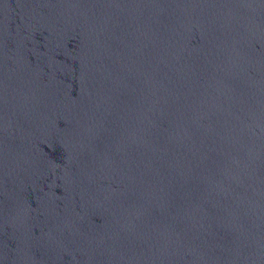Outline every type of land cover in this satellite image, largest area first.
Listing matches in <instances>:
<instances>
[{"label":"water","instance_id":"water-1","mask_svg":"<svg viewBox=\"0 0 264 264\" xmlns=\"http://www.w3.org/2000/svg\"><path fill=\"white\" fill-rule=\"evenodd\" d=\"M0 264H264V0H0Z\"/></svg>","mask_w":264,"mask_h":264}]
</instances>
